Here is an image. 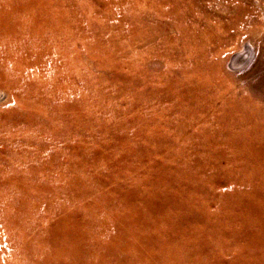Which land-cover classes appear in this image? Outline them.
I'll return each instance as SVG.
<instances>
[{"label": "rangeland", "instance_id": "374dc122", "mask_svg": "<svg viewBox=\"0 0 264 264\" xmlns=\"http://www.w3.org/2000/svg\"><path fill=\"white\" fill-rule=\"evenodd\" d=\"M0 264H264V0H0Z\"/></svg>", "mask_w": 264, "mask_h": 264}]
</instances>
